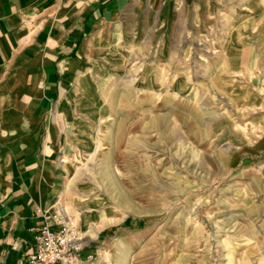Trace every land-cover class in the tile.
<instances>
[{"label":"rangeland","instance_id":"obj_1","mask_svg":"<svg viewBox=\"0 0 264 264\" xmlns=\"http://www.w3.org/2000/svg\"><path fill=\"white\" fill-rule=\"evenodd\" d=\"M257 5L143 0L85 46L50 117L63 201L49 203L74 219L72 205L83 207L80 238L114 221L81 240L85 254L105 248L107 264H264Z\"/></svg>","mask_w":264,"mask_h":264},{"label":"crops","instance_id":"obj_2","mask_svg":"<svg viewBox=\"0 0 264 264\" xmlns=\"http://www.w3.org/2000/svg\"><path fill=\"white\" fill-rule=\"evenodd\" d=\"M141 1L0 0V264H26L61 193L50 117L85 46Z\"/></svg>","mask_w":264,"mask_h":264},{"label":"built area","instance_id":"obj_3","mask_svg":"<svg viewBox=\"0 0 264 264\" xmlns=\"http://www.w3.org/2000/svg\"><path fill=\"white\" fill-rule=\"evenodd\" d=\"M44 218L26 264H107L98 253H84L79 233L63 216L48 213Z\"/></svg>","mask_w":264,"mask_h":264},{"label":"bare ground","instance_id":"obj_4","mask_svg":"<svg viewBox=\"0 0 264 264\" xmlns=\"http://www.w3.org/2000/svg\"><path fill=\"white\" fill-rule=\"evenodd\" d=\"M259 1H263V0H259ZM254 6V5H253ZM252 6V10H254L256 8L257 11H255L256 13L259 11H261L263 13L264 10H262L260 8V6H256L255 8ZM83 82V81H81ZM61 166V165H60ZM73 176V174H71V177ZM73 178V177H72ZM58 181H60L61 176L57 177ZM75 181V179H71V187H72V183ZM69 186V185H64V187ZM63 201V197L61 196L60 198H58V203H61ZM74 205H72V210L74 211V215H75V219L73 218V216H69V214L67 213V210L65 208L62 209H58L57 214L63 216L66 219V222H68L69 224H71L72 227H75V225L79 224L82 220V216H83V207L79 206L78 208H74ZM114 221H106V222H102L100 225H89L85 228V230H83V238H81V240H84L86 238H90V239H95L97 234L103 230L105 227H107L110 224H113ZM118 243V240H117ZM101 253V257L103 262H107L104 257L109 255L110 253L106 251L105 248L101 249L100 251Z\"/></svg>","mask_w":264,"mask_h":264}]
</instances>
